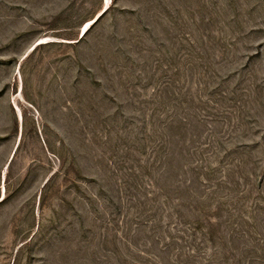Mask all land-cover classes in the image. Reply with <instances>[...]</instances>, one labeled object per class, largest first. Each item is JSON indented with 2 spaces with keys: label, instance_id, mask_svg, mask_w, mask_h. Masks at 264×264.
<instances>
[{
  "label": "rangeland",
  "instance_id": "1",
  "mask_svg": "<svg viewBox=\"0 0 264 264\" xmlns=\"http://www.w3.org/2000/svg\"><path fill=\"white\" fill-rule=\"evenodd\" d=\"M0 264H264V0H0Z\"/></svg>",
  "mask_w": 264,
  "mask_h": 264
},
{
  "label": "bare ground",
  "instance_id": "2",
  "mask_svg": "<svg viewBox=\"0 0 264 264\" xmlns=\"http://www.w3.org/2000/svg\"><path fill=\"white\" fill-rule=\"evenodd\" d=\"M106 10H107V9H105V11H106ZM105 11H104V12H105ZM95 20H97V18H96ZM82 35H83V34H81V36H82Z\"/></svg>",
  "mask_w": 264,
  "mask_h": 264
},
{
  "label": "water",
  "instance_id": "3",
  "mask_svg": "<svg viewBox=\"0 0 264 264\" xmlns=\"http://www.w3.org/2000/svg\"><path fill=\"white\" fill-rule=\"evenodd\" d=\"M104 11H105V10H104ZM101 17H102V16H101ZM101 17H100V18H101Z\"/></svg>",
  "mask_w": 264,
  "mask_h": 264
}]
</instances>
